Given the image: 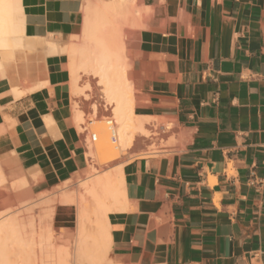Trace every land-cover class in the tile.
Listing matches in <instances>:
<instances>
[{
  "label": "crops",
  "instance_id": "1",
  "mask_svg": "<svg viewBox=\"0 0 264 264\" xmlns=\"http://www.w3.org/2000/svg\"><path fill=\"white\" fill-rule=\"evenodd\" d=\"M19 1L28 49H0V212L28 199L14 181L33 178L36 201L87 166L69 89L85 0ZM132 2L139 25L127 13L107 39L130 64L139 115L175 119L181 149L124 164L109 248L82 264H264V0Z\"/></svg>",
  "mask_w": 264,
  "mask_h": 264
},
{
  "label": "bare ground",
  "instance_id": "2",
  "mask_svg": "<svg viewBox=\"0 0 264 264\" xmlns=\"http://www.w3.org/2000/svg\"><path fill=\"white\" fill-rule=\"evenodd\" d=\"M131 3H133L132 0H85V5H83V7L86 14V23L84 21L85 19L83 21L84 24H86L87 31L85 29L82 42L80 41L81 39H75L80 41L79 43L81 44L74 42V46L71 44V51L69 50L73 58V60H71L73 61L71 62L72 78L69 89L71 90V96L75 95L77 97V99L71 97L74 124L80 133L82 132L84 134V130L87 129L88 131V127H90V132L94 129L97 136L95 142L88 141L89 144H91L86 147V150L84 149L87 166L84 169L85 172L81 180V189L79 190L75 202L60 201L70 206L69 208H71V213L76 222L75 231L73 232V247H68L63 233L50 230L41 218L34 216L27 220L13 218L7 221L5 220L6 218L1 216V220L3 219V221L1 222L0 220V264H82L85 263V261H100L109 248L108 244H110L107 215L116 208L118 204L120 208H122L120 204H123L121 201H123L124 196H126L124 194L122 179V168L124 164L136 157H145L151 153L157 152L154 148H156V144L158 145L161 141H166L167 145L169 142V144L175 148L180 146L183 136L182 132L179 131V126L175 119L136 114L134 109L137 101L134 96V89L132 90V86L129 84L130 79L127 80L126 78L130 76L128 74L130 64L124 60L122 55L120 57L119 54H116V45H111L107 39L110 35L113 36L112 27L109 25L111 23L124 21L121 23L123 25V23H126L127 13L129 15L132 14L133 22L135 21L134 24H137L141 13L139 14L138 9L134 8L132 11ZM20 4L21 2L19 0H0V49L5 57L11 55L15 49H21L23 46V48L26 47L23 38L22 29L24 24ZM41 19H43V17ZM126 24L123 26L125 27ZM134 24H131V26ZM104 27L107 29H104ZM129 28L130 27H128V29ZM108 29L111 31H108ZM119 35L123 36L122 34ZM117 37L119 36L115 34L116 39H118ZM111 38L112 37L109 39ZM121 41H123V38ZM127 42L128 39L125 44ZM35 43L37 42L35 41ZM118 44L124 46L121 42ZM33 47L30 48L34 49ZM119 48H121V45ZM26 49L28 48L26 47ZM57 51L60 50L58 49ZM119 53L121 54V52ZM45 55L47 56V53ZM90 73L93 74L91 76L95 75L94 79L96 78V81L94 82V79L88 78L86 80L87 84L90 87L93 84L94 87L95 85L100 87V97L105 105L109 107L105 108L106 110L109 109L108 112L103 111V113H107L108 115L105 114V116H102L104 114L100 111L101 103L100 105L94 103L90 106V116L96 115L97 117L102 113L100 116L101 119L99 118L97 122H95L96 120L87 122L89 115L84 114L81 110V105L84 107L83 104H86L84 100H89V95L85 92V88L79 84V81L83 79L84 75L88 74L89 77ZM95 89L97 90L96 87ZM14 91L13 89V92ZM85 116L88 117L86 118ZM108 116L112 118L115 127L116 141L115 143L111 142L114 145L110 143L111 140L108 138L110 136H107L108 132L105 130L106 125L104 124L103 126L101 122L102 117H106V120ZM90 118H88V120ZM2 128H0V132ZM87 135V137H89L90 133ZM87 140L90 139L87 138ZM175 150L176 149L168 150V152L172 151L173 153ZM166 151L164 152L166 153ZM101 168L103 170L100 174L99 171H101ZM2 175L4 174L2 173ZM26 177L27 176H25V178ZM26 180L23 179L21 181L20 178L19 181H14L12 185L14 184L13 186L15 189V185L17 186V184H20V186L16 187L17 190L15 191L19 193V191L22 190L23 196H28V199L30 197L29 202L25 197H20L21 199L25 198L24 200L26 201L24 203L28 202L26 204H29L34 197L32 198V195L30 196L32 192H30L29 189V192L26 190L27 186L25 187V183L23 182H26ZM31 180L33 181V178L30 179V181ZM28 183L26 182L27 185ZM23 186L29 194H24L25 190L22 189L24 188ZM18 187H20V189H18ZM10 196L9 199L11 198ZM14 198H12V200ZM4 199L6 198H1L3 203L7 202L6 204H8L9 201ZM16 200L18 204V199ZM1 202L0 205H2ZM20 203L19 205L25 206L24 203ZM117 209L119 208L117 207ZM5 212L6 211L3 213L4 215ZM62 212L67 213L66 210L60 209L58 211L59 217H62ZM14 213L17 214V212ZM20 214L22 215V213ZM46 216L55 221L54 215L51 212L46 213Z\"/></svg>",
  "mask_w": 264,
  "mask_h": 264
},
{
  "label": "rangeland",
  "instance_id": "3",
  "mask_svg": "<svg viewBox=\"0 0 264 264\" xmlns=\"http://www.w3.org/2000/svg\"><path fill=\"white\" fill-rule=\"evenodd\" d=\"M81 73H82V71H81ZM91 75H93V74H91L90 73V75H89V77H88V74L87 75H84V77H83V79L82 80H80L79 81V84L82 86V87H84L85 88V92L89 95L88 96V98H89V100L88 99H86V100H84V102L86 103V104H83L84 105V107L81 105V110L83 111V113L84 114H88L89 115V117L88 118H90V119H92V120H88V118H87V122H89V121H94V120H96L95 122H97V120H99V118L101 119V115H102V113H103V111L104 112H108L109 111V109L108 110H106L105 108H109L107 105H105V103L102 101V99H101V94H100V92H99V86H96L95 85V87L97 88V90L95 89V87H94V84L90 87L88 84H87V79L88 78H92V80L94 79V76H91ZM96 79V78H95ZM94 79V82L96 81ZM88 90V91H87ZM93 91H95V92H93ZM98 91V92H97ZM89 92H91V93H89ZM96 92H97V94H96ZM94 96V97H93ZM73 99H77V97L75 96V95H73V96H71ZM84 97V96H83ZM92 97V98H91ZM96 97V98H95ZM98 97V98H97ZM94 99V100H93ZM101 99V100H100ZM91 101V102H90ZM98 101H100V102H98ZM94 103H98L99 105H100V103H101V108H100V111H102V113L100 114V115H98L97 117H96V115H91L90 116V106L92 105V104H94ZM103 103V104H102ZM85 105H86V107H85ZM104 105V106H103ZM84 109H83V108ZM102 109V110H101ZM103 109H105V110H103ZM72 110V109H71ZM134 111L136 112V114L137 115H139V114H141L142 112L140 111V110H138V109H134ZM104 115H102V116H105V114H107V113H103ZM108 115V114H107ZM106 115V116H107ZM95 118H94V117ZM93 117V118H92ZM110 116H108V118H109ZM103 118H104V120H105V118L106 117H102V120H103ZM160 118H165V117H160ZM169 119V118H168ZM101 120V122H102V124H103V126H104V124H105V121L103 122ZM98 124V123H97ZM106 125V124H105ZM90 127H88V134L89 133H93L95 130L93 129L91 132H90ZM106 130V129H105ZM180 131V130H179ZM95 133V132H94ZM83 136H84V134L82 133V138H83ZM88 135H86V137H87ZM107 136H109V134H107ZM178 137V136H177ZM88 139H90V137H87ZM87 138H86V140L85 141H89V142H92L91 140H87ZM109 138V140H111L110 139V137H108ZM171 140V139H170ZM169 140V141H170ZM87 142H83L82 141V143H83V146H85V150H86V147L88 146V145H90L89 144V142L87 143ZM95 142V141H94ZM87 143V144H86ZM110 143H111V141H110ZM164 143H166V141L165 142H163V141H161V142H159L158 143V145L156 144V148H154V149H156L157 150V152H154V153H151L150 155H157V156H163V155H172V154H174V153H177L180 149H181V146H179V147H177V148H175V147H173L172 145H170L169 144V142H168V145H167V143L166 144H164ZM112 144V143H111ZM161 144V145H160ZM112 145H114V144H112ZM160 146V147H159ZM163 146H165V147H163ZM168 146V147H167ZM159 147V148H158ZM159 149V150H158ZM172 149H176L175 151H173V153H172V151H169L168 152V150H172ZM167 150V151H166ZM159 151V152H158ZM161 151V152H160ZM164 151H166V153L164 152ZM150 155H148V156H150ZM141 157H144V156H141ZM146 157V156H145ZM99 170H100V168H99ZM102 168H101V171H99L100 172V174H101V172H102ZM84 170L80 173V174H78V175H76V176H73L72 178H70V179H68L67 181H65L63 184H61L59 187H57V189H55L54 191H52L49 195H47V196H45L44 198H42V199H39V200H36V201H31L30 203H29V205H25V206H21V207H19V208H17V209H14V210H12V209H10V210H6V212H5V215L3 214L4 212H0V220H1V218L3 217V218H6L5 220H11V219H13V218H18V219H23V220H27L28 218H30V217H38V218H41L42 219V221H44V223L47 225V227L50 229V230H52V231H54V232H61V233H64V232H66V231H72V234H73V232L75 231V227H76V222H75V220H74V217H73V214L71 213V208H69L70 206L69 205H66V204H63V203H61L60 201H74L75 202V200H76V197H77V195L79 194V190L81 189V183H82V178H83V175H84ZM28 202H29V200H28ZM60 209H63V210H66V212L67 213H69V214H65V212H62L63 213V215H65V216H63L65 219H67L69 222L68 223H65L64 222V220L63 219H61L59 216H58V211L60 210ZM12 212V213H11ZM14 212H17V214L16 213H14ZM25 212V213H24ZM49 212H51L54 216V218H55V221H53L50 217H48V216H46V213H49ZM14 213V214H13ZM20 213H22V215L20 214ZM2 214V215H1ZM4 215V216H3ZM15 215V216H14ZM2 216V217H1ZM3 221V219L1 220V222Z\"/></svg>",
  "mask_w": 264,
  "mask_h": 264
},
{
  "label": "built area",
  "instance_id": "4",
  "mask_svg": "<svg viewBox=\"0 0 264 264\" xmlns=\"http://www.w3.org/2000/svg\"><path fill=\"white\" fill-rule=\"evenodd\" d=\"M105 124H106V130H107V132H108V134L110 136L111 142L115 143V141H116V132H115V127H114V123H113L112 118L106 119ZM87 134H88V131H87V129H85L84 130V135L85 136H84L83 142H85ZM89 137H90L91 141H95L97 136H96V133H90Z\"/></svg>",
  "mask_w": 264,
  "mask_h": 264
}]
</instances>
